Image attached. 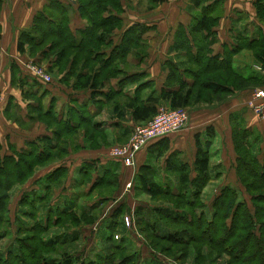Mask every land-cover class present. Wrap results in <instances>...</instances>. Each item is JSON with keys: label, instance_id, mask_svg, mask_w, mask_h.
Instances as JSON below:
<instances>
[{"label": "trees", "instance_id": "trees-1", "mask_svg": "<svg viewBox=\"0 0 264 264\" xmlns=\"http://www.w3.org/2000/svg\"><path fill=\"white\" fill-rule=\"evenodd\" d=\"M161 1L151 0V7ZM222 5L223 0H189L192 21L187 27L180 25L176 29L171 47L175 56L164 63L168 75L164 86L156 91L144 72L137 70L127 74L130 70L127 56L134 53L142 61L147 54L145 35L149 27L135 23L123 29L121 0H78L75 11L84 21V26L75 30L71 29L72 7H67L61 0H48L43 11L34 16L32 25L20 32L17 49L22 54L28 52L37 62L50 59L47 63L50 73L54 69L59 73L66 71L61 80L73 79L71 88L75 91L90 90L91 99L82 103L73 99V105H69L65 113L58 114L56 98H52L48 108H44L43 98L47 92L39 94V82L18 78L16 65H11V84L22 89L24 100L35 101V104L27 105L30 118L36 113L31 119L36 117L51 135L30 140L22 149L9 144L10 155L2 154L0 142V239L7 234L2 225L10 222V196L15 185L26 183L37 168L66 157L70 151L81 150L79 138L85 140L83 148L97 149L109 144L106 132L100 123L94 121L96 112L106 103L112 102V111L123 117V102L135 123H146L160 106L172 109L194 108L200 103L211 106L235 92L262 84L259 76H244L238 72L233 65V57L242 49H248L264 69V31L257 37L249 36L244 30L236 31L231 44H223L221 54L214 53L212 45L217 42L215 28L219 24ZM255 8L259 21L264 24V0H255ZM117 32L120 42L113 44ZM113 78L119 79L118 88L101 92ZM127 88L134 89L132 95L128 94ZM97 95H103L104 100L95 99ZM90 105L96 108L95 112L90 111ZM231 118L235 175L248 200L237 186L225 184L212 200L211 217L197 212L206 206L197 201L213 177L208 147L214 133L210 126L205 130L203 142L199 134L195 135L197 150L192 167L181 159L177 151L167 156L165 171L174 179L175 187L167 181L164 185L158 182L151 165L139 166L136 178L144 192L149 193L151 199L172 206L157 205L149 210L141 206L135 211L140 231L152 240L153 245L163 243L164 252L182 247L184 253V247L192 245L199 256L202 245H208L210 249L229 256L226 264H264V156L262 159L258 157L260 152L257 151V137L253 131L238 115ZM158 142L157 148L151 151L155 157H161L168 151L167 139L161 138ZM147 150L149 154V146ZM115 162L116 166L118 162ZM97 168L96 162L90 161L78 169L80 184L90 182L93 171L102 173L91 182L88 192L103 186L109 189L116 186V168ZM67 173L66 167L57 166L44 178L41 193L23 194L19 201V214L15 215V245L0 255V264H57L49 259L48 254L56 253L55 246L64 245L67 240L46 238L49 230L62 228L65 224L77 226L93 222L94 214L87 211L76 216L75 203L69 200L64 201L61 207L49 204L53 190L63 187L66 182ZM119 208L115 209L114 218L121 215L122 207ZM43 209L46 211L44 217L38 218ZM18 215L34 221L28 225ZM123 251L127 248L116 244L105 260L99 256L88 264H136V255L122 256ZM61 254L64 258L58 264L74 263L72 254Z\"/></svg>", "mask_w": 264, "mask_h": 264}, {"label": "crops", "instance_id": "crops-1", "mask_svg": "<svg viewBox=\"0 0 264 264\" xmlns=\"http://www.w3.org/2000/svg\"><path fill=\"white\" fill-rule=\"evenodd\" d=\"M47 2L48 0H2L0 4V90L3 95V102L0 108V142L2 154L5 155L12 154L8 148L9 144L16 149H22L27 147L26 143L30 140L39 136L51 135V132L46 129L43 123L30 118L27 105L28 103L35 104V101L24 100L22 89L17 84H11V65L13 64L17 67L18 78L33 79L26 64L36 58L33 56L29 57L26 53H20L17 49V40L20 32L32 25L34 16L43 11ZM123 8L124 11L120 14L123 19V29L135 23L149 27V31L145 35L148 44L146 49L148 54L142 61L137 56L129 54L127 62L130 70L127 74L135 73L137 70L144 72L146 78L153 83L154 89L159 91L164 86L168 75V70L164 67V63L170 57L175 56V52L171 51L174 33L180 25L187 27L192 21V16L189 12V0H163L155 7L149 8L145 16H142V18L138 17L133 21L128 19L129 15H132L133 10L129 6L124 5V3ZM220 11L219 24L215 28L217 42L212 45L214 53L221 54L223 44H231L236 31L244 30L249 36L254 37L259 36L260 32L264 31V24L259 21L256 14L255 0H223ZM83 26L84 21L79 18L75 8L72 7L71 29L75 30ZM119 42L120 34L117 32L114 35L113 44H118ZM233 65L244 76H259L262 78V84L255 88H247L235 92L221 102H216L211 106L203 104L188 108L189 121L186 127L177 133L162 138L168 141V151L163 156L155 157V154L151 152L159 145V139L149 145V154L147 148L137 154L133 167L123 166L119 162L115 166V163L111 162L112 159L106 153V146L97 149L83 148V150H79L73 156L72 154L68 155L69 157L67 156V158H70L67 160L68 162L63 161L60 165L53 164V167L44 168L45 170L40 175V172L37 171L30 179L32 182L34 181L35 191L38 193L42 192L43 179L50 175L57 166L67 168L68 181L65 182L66 184L64 183L67 186L70 183V179H75L74 171L77 173V169L81 164L93 160L97 163V169L102 170L103 166H108L112 169L116 168L119 173L125 172V169L129 170L128 168L138 169L139 166L149 160V165L153 167V173L158 182L164 185L167 181L175 187L174 179L170 178L165 171L167 156L171 152L177 151L181 159L192 167L197 150L195 135L199 134V138L203 142L206 139L204 136L205 130L209 126L212 127L214 133L211 144L208 147L210 170L213 174L216 170L213 168V163H211L212 155L216 154V157L224 155L221 148V146L223 147V141L227 146H232V115H238L246 127L253 131V135H256L255 145L257 146V151L260 152L258 157L262 159L264 156V120L256 116L249 108L248 102L255 90L264 89V69L261 68L258 60L255 59L253 53L248 49H242L233 57ZM248 70L250 73H247ZM58 76L61 77L63 75L58 74ZM118 81V78L111 79L101 89V92L106 93L109 88H118ZM39 84L38 93L47 92V95L43 98L44 108H48L51 99L56 98L55 108L58 114L65 113L66 108L69 105H73V99H77L79 103L87 102L91 99L90 90L75 91L71 88V82L62 84L59 80H56L49 84ZM133 91V88H127L129 95H132ZM95 99L104 100V96L97 95ZM89 108L91 112L96 111L93 105H90ZM121 108L124 116L118 117L112 111V102H109L105 104L104 108L97 111L94 117V121L100 123L101 128L109 137V142H113L112 144L126 142L135 124L130 111L123 106V102L121 103ZM10 116L16 117L18 122L13 121L9 118ZM73 157H76L74 162L71 159ZM222 160H225L224 157L219 158L215 165L221 170L225 166H223ZM126 220L129 224L128 218Z\"/></svg>", "mask_w": 264, "mask_h": 264}, {"label": "rangeland", "instance_id": "rangeland-1", "mask_svg": "<svg viewBox=\"0 0 264 264\" xmlns=\"http://www.w3.org/2000/svg\"><path fill=\"white\" fill-rule=\"evenodd\" d=\"M121 1L122 3H124V5L129 6L133 10L132 15H129L128 17L130 21H133L138 17L142 18V16H145V14L149 11V8H152L151 0ZM63 2L64 5H66L67 7L74 8L77 7L78 4V0H63ZM26 55L29 57L32 56L28 52L26 53ZM132 55L135 56L134 53H132ZM49 60L50 59L41 60L37 62L33 59L32 61H29V63L26 64V67H41L45 72L50 75L52 81L59 80L62 84H69L70 82L72 83L73 79H67L63 82V80H61L62 76H58V74L64 75L65 72L59 73L54 69L50 73L49 68L47 67V63L49 62ZM247 73H250V71L248 70ZM122 101L123 99H121V102ZM203 104L205 103H200V105ZM34 112L36 111H33L32 113ZM35 115L36 113H34L31 118H33ZM11 119L13 121L15 120L18 122V119L16 117L12 116ZM33 120L38 121L36 117ZM81 136L82 135L80 134L79 137ZM80 139L81 138H79V140ZM84 141V139L80 141V144L82 146L81 150H83ZM106 142H109L108 135H106ZM109 143L110 144L101 146H106L107 154L114 145H117V143ZM122 143L123 142H119L118 144ZM221 148L223 149L222 154L224 155L221 157H216V154L212 155L211 163H213V168H215L216 171L212 174L213 177H211L207 185H205L202 189L201 195L197 201V203L201 205L202 203L206 205L205 208L197 210V212L205 213L208 218L211 217L212 200L217 195L222 186H224L225 184H233L234 186H237L239 190L242 191L235 175L234 166L236 155L233 151V147L229 145L227 146L223 141V147L221 146ZM75 153L76 152L70 151L68 155L70 156L72 154L73 156ZM67 156L61 159L57 158V160H53L47 165L37 168L35 170V173L39 171L40 175L41 172H43V170H45L46 168H50L58 164L60 165L63 161L68 162L67 160H69L70 158H67ZM223 157L225 159L222 160L223 166H225L222 167L223 169L221 170L215 165L218 159ZM71 159L72 162L76 161V157H73ZM93 161L96 162L95 160ZM112 161L115 162L114 160H111V162ZM147 164H149V160H147ZM128 169L129 170L125 169V172L123 173H119L116 170L118 182L116 186H113L110 189L107 186H103L88 192L87 190H89L90 186L92 185L91 182L96 180L101 172L93 171V175L91 176L92 179H90V182L80 184L79 180L81 176L78 172L76 173V171H74L73 174L75 179H70V183H68L67 186L65 185V183L63 187H61V189L60 187H58L53 190L52 195L49 199V204L61 207L64 201L69 200L72 203H75L74 212L76 216H79L81 214V211H87L89 214H94L93 216H95L91 224L80 223L77 226L65 224L62 228L53 227L49 230L47 235H45L46 238L58 237L59 240H67L64 245L55 246V250H58L56 253L55 251L52 253L49 252V259H53V263L58 264L62 260V258H64L61 252L72 254L71 257L74 260L73 264H88L89 262L96 261L99 256V259L102 258V260H105V256L109 254V252L114 250V245L116 244H123L127 248V251H123L122 256L127 254L130 255V253L136 255V264H226L229 261V256H227L225 253H218L210 249L208 245H202V252H200L199 256H197V252L195 251L192 245L190 247L186 245L184 247V253H182V247H178V249L176 250L164 252V250H162L163 243H160L156 246L153 245V243L151 242L152 240L146 238L144 234L140 231L139 224H137L136 222L137 214L135 213V211L137 210V207L141 206L142 209L144 206V210H149V208H154L157 205L162 206L166 204V206H172L168 203H163L159 200L151 199L149 193L144 192L142 186L138 183V180L136 178L138 169ZM35 173L33 174V176L35 175ZM32 177L27 180L28 183L26 182L23 184H17L12 189L10 196V208L8 213L10 222H7L2 225L5 234H7L0 239V255H3L5 253L4 251L7 248L13 247L15 245L17 230V225L15 224V215L19 214V201L23 194H31L36 190L35 185L33 183L34 181L32 182L30 180ZM67 181L68 179L66 180V182ZM241 195H243L246 200L249 199L248 195L245 192L241 193ZM94 202H96L97 204H94ZM119 207H122V213L118 217L116 216V218H114L113 214H115V209H118ZM183 207L186 208L185 206ZM186 210L189 209L186 208ZM45 212L46 211L44 209L41 210L38 218H43ZM18 216L23 219V221H25L28 225L32 224V222L34 221L29 218H23L22 215ZM126 218H128L130 222L129 224ZM113 219L115 221H113Z\"/></svg>", "mask_w": 264, "mask_h": 264}, {"label": "built area", "instance_id": "built-area-1", "mask_svg": "<svg viewBox=\"0 0 264 264\" xmlns=\"http://www.w3.org/2000/svg\"><path fill=\"white\" fill-rule=\"evenodd\" d=\"M29 71L33 79L39 83L49 84L52 82L50 75L41 67L31 66ZM1 95L0 93V108L3 102ZM248 106L258 118L264 120V89H257L253 92ZM188 121L189 112L186 108L172 109L160 106L148 122L135 123L129 139L122 144L114 145L108 152V157L123 166L133 167L140 151L158 139L181 131L186 127Z\"/></svg>", "mask_w": 264, "mask_h": 264}]
</instances>
